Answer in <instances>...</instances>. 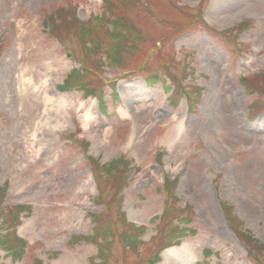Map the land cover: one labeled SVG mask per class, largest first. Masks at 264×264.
I'll return each instance as SVG.
<instances>
[{
  "label": "rangeland",
  "instance_id": "374dc122",
  "mask_svg": "<svg viewBox=\"0 0 264 264\" xmlns=\"http://www.w3.org/2000/svg\"><path fill=\"white\" fill-rule=\"evenodd\" d=\"M0 185V264H264V0H0Z\"/></svg>",
  "mask_w": 264,
  "mask_h": 264
},
{
  "label": "bare ground",
  "instance_id": "6f19581e",
  "mask_svg": "<svg viewBox=\"0 0 264 264\" xmlns=\"http://www.w3.org/2000/svg\"><path fill=\"white\" fill-rule=\"evenodd\" d=\"M19 52H21L22 50V45H19L18 47ZM55 64L60 65V62L58 60L54 61ZM25 70V69H24ZM27 70V69H26ZM26 70L24 72L21 73V80H20V84H21V92L20 93H28L31 89V94L34 96L35 94H37L36 89L34 88V83L35 80L33 79V77H29L27 79H25V74H27ZM18 79H20V77H18ZM27 81V82H26ZM43 98H44V103H45V108L44 111L41 115V119L37 122V127L35 128V130L33 131V133H31V137L33 139L32 141V145L35 146L34 142L38 141L37 139V133L41 130H43L44 128H48L51 130H56V129H61L63 127H66L65 122L63 119H66V115L65 113H67V109H68V105H69V100L67 99V97L64 94H60V93H55L54 90L50 87V85L47 83L44 86V93H43ZM53 109H56L57 111L60 110V115L55 116V121H53ZM90 114L89 113H85V117L89 118ZM18 124L21 125V119L18 120ZM33 126L31 121L29 120V127ZM110 132L109 128H105L104 129V133L108 134ZM23 134V131H22ZM40 151V147L39 150L37 151V153ZM167 255H179V257H186L187 259H194L195 255L193 253V248H191L188 245L182 246V249L178 251V249H170L167 251L166 253Z\"/></svg>",
  "mask_w": 264,
  "mask_h": 264
},
{
  "label": "trees",
  "instance_id": "16d2710c",
  "mask_svg": "<svg viewBox=\"0 0 264 264\" xmlns=\"http://www.w3.org/2000/svg\"><path fill=\"white\" fill-rule=\"evenodd\" d=\"M112 60H116V62L118 61L117 59H115L114 57H111ZM75 73L73 72L71 74V78L74 77ZM103 108H105V106H102ZM121 160V159H120ZM126 162V161H125ZM120 171V167L118 166L116 168V171H114L113 173V176H117V174L119 173ZM125 188V184L124 186L122 187V189H120V191L122 192ZM0 190L2 191V189L0 188ZM0 191V192H1ZM178 200V199H177ZM3 201V200H2ZM2 201L0 203V209H1V204H2ZM15 208V207H14ZM16 208H20V207H16ZM20 209H26V207H21ZM12 210V209H11ZM10 211V210H9ZM2 212V211H1ZM13 212H9V214H2V217L0 216V222H1V225L3 224H7V225H12V223L14 224V227L18 226L19 224V220L18 218L13 219V215L12 214ZM165 214L161 217L162 221L164 222L166 219L170 218L171 216L175 217L177 211H175L174 209H169V206H165ZM94 216L96 217V215L94 214ZM96 224L99 226V227H96V231H97V235L95 238H99V236H101L103 238V240L105 241V243H107L109 240H107L106 236L107 234H109V230H110V227L108 226V229H107V233H104V231H102L101 229V224H102V220L99 219V221L96 222ZM94 236V234H93ZM74 238V239H73ZM72 239L73 240H77V239H80V238H77V237H73ZM92 238L91 237H86V238H83L84 240H87V239H90ZM20 239V238H19ZM15 235L12 236L11 233H8L7 234H3V233H0V243L3 244V245H6L8 247V249H11V247H15V245L19 246V243H20V240H19ZM23 243V242H22ZM25 245V244H24ZM18 248H16L15 251H17ZM106 257V256H105ZM160 261V258H159V255L157 256L156 259H150L148 261V264H157L158 262Z\"/></svg>",
  "mask_w": 264,
  "mask_h": 264
}]
</instances>
